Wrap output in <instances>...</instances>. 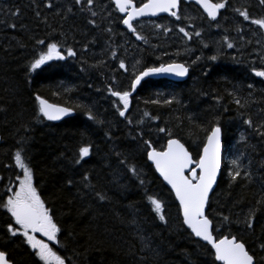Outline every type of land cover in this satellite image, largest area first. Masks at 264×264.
<instances>
[{
    "label": "trees",
    "instance_id": "1",
    "mask_svg": "<svg viewBox=\"0 0 264 264\" xmlns=\"http://www.w3.org/2000/svg\"><path fill=\"white\" fill-rule=\"evenodd\" d=\"M100 3L106 2L0 0V203L17 187L21 170L15 153L22 150L33 185L60 229L52 248L65 264H214L211 248L184 227L173 194L147 160L145 141L161 150L169 138H177L197 160L211 127L219 125L221 172L206 215L214 235L235 236L257 264H264L259 247L264 244V78L251 71L264 69V29L251 23L264 18V5L225 0L212 21L193 3L181 1L179 20L159 16L136 22L139 41L123 28L111 2L110 15L89 16V9L104 8ZM237 9L247 11L249 19ZM52 42L60 45L64 59L29 71ZM69 47L75 56H67ZM173 61L189 68L183 82L146 78L131 88L138 72ZM109 87L131 93L124 117ZM36 96L74 114L49 121L39 113ZM83 146L90 152L77 164ZM234 160L241 175L232 180ZM133 166L135 175L129 171ZM97 192L106 199L99 200ZM149 197L161 201L165 221ZM9 223L14 224L10 213L0 207V250L14 264H43L20 234L9 236Z\"/></svg>",
    "mask_w": 264,
    "mask_h": 264
},
{
    "label": "snow or ice",
    "instance_id": "2",
    "mask_svg": "<svg viewBox=\"0 0 264 264\" xmlns=\"http://www.w3.org/2000/svg\"><path fill=\"white\" fill-rule=\"evenodd\" d=\"M179 2L180 0H144L137 7L134 0H114L116 9L120 13L125 14L122 23L128 26L133 33L136 31L133 27V20L146 14L156 15L157 13L166 12L179 20ZM75 3L80 4L81 0H75ZM93 3L94 0H87L88 5H92ZM196 3L203 8L207 17L212 21L216 20L219 10L226 7L225 0H218V2H213V0H196ZM259 3L264 5V0H259ZM47 6L51 7L52 5L48 4ZM89 11L91 12V9ZM236 11L245 20L249 19L247 11H241L239 9ZM91 14L92 16L96 15L95 12ZM90 22L94 23V21ZM251 23L264 29V18L252 19ZM156 27L159 28L162 26L156 25ZM164 31L167 32L169 29L165 27ZM179 31L185 37L192 38V34L187 32L185 28L181 27ZM200 34L199 31L195 32L197 37ZM137 38L141 39L142 37L137 36ZM38 43L43 44L44 41H39ZM227 47L232 48L233 45L228 43ZM66 51L69 57L76 55L71 47L67 48ZM53 59H64L60 45L55 42L47 43L46 50L41 51L38 57L31 62L29 71L38 69ZM209 59L214 61L217 57L212 56ZM119 66L120 68H124V62L121 61ZM188 71L189 68L185 64L175 62L161 64L159 67H149L136 75L135 79L131 82V88L135 89L142 77L148 76L149 74L173 73L183 77ZM251 71L256 77L264 78V69L258 70L253 68ZM249 87L252 86L249 85ZM108 91L113 97L117 98L116 103L122 105V107L118 108V113L119 116L124 117L129 107L131 93L129 91H115L111 87L108 88ZM35 99L39 103V113L47 120H59L61 117L72 112L71 108L49 103L40 96H36ZM170 102L166 101V103ZM236 103L239 104V101L237 100ZM144 115L147 116L148 113H144ZM88 118L94 119L91 112L88 113ZM244 123L250 125L251 120H245ZM159 131L164 132L165 129L161 128ZM145 144L148 149L147 158L154 163L156 170L171 185L172 190L175 192L176 199L179 201L183 225H186L187 229H190L194 237L210 245L214 255V264L215 262H218V264H257L254 255L250 254L244 242L235 236L224 235L217 237V235H214L213 221L205 214V206L209 200V193L217 179V171L220 166V126L214 125L211 127L210 132L206 136V141L203 143V149L198 160H193L192 155L185 145L176 138H169L166 146L161 151L153 148L147 141H145ZM89 152L90 146L80 147L78 150L79 158L76 160V163L79 164L81 159L89 155ZM15 163L22 169L23 176L17 177L19 181L18 187L14 191L9 189L11 194L7 196V199L3 203H0V207L5 209L7 213H10V218L14 221V224L9 223L6 226V231L10 237H16L17 234H20L25 239L26 244L34 250L35 256L43 264H65V258H62L54 251L49 246V243L43 239H38L36 236V233H40L48 241H56L57 233L60 229L54 222L50 210L45 206L44 201L33 185V173L22 159V150H18L15 153ZM232 163L235 171H230L229 175L232 180H235L241 175L240 163L238 160H234ZM129 171L134 175L137 174L134 166L130 167ZM243 175L249 177L250 174L244 171ZM84 181H88L87 174L84 176ZM84 186L90 187L88 183H85ZM96 196L99 200L106 199L99 192L96 193ZM148 199L159 219L165 221L161 201L155 197H149ZM224 220L227 221L228 217H224ZM246 223L249 228L252 227L251 217H249ZM259 247L264 251V244H261ZM0 264H14L13 260L9 258L8 253L4 250H0Z\"/></svg>",
    "mask_w": 264,
    "mask_h": 264
},
{
    "label": "water",
    "instance_id": "3",
    "mask_svg": "<svg viewBox=\"0 0 264 264\" xmlns=\"http://www.w3.org/2000/svg\"><path fill=\"white\" fill-rule=\"evenodd\" d=\"M112 1V3H113V5H114V7H115V3H114V0H111ZM180 1H183V2H191V3H193V4H195L199 9H200V11L202 12V13H204L206 16H207V14L204 12V10H203V8L199 5V4H197L196 3V0H180ZM135 3V2H134ZM180 3V2H179ZM137 6V5H136ZM139 6V5H138ZM137 6V7H138ZM116 8V7H115ZM119 12V11H118ZM219 13H220V10H219V12H218V15H217V17L219 16ZM119 14L122 16V18L124 17V13H120L119 12ZM158 16H171L169 13H166V12H161V13H157L156 15H152V14H146V15H144V16H141V17H137V18H135L134 20H133V24L136 22V21H139V20H141V19H154V18H156V17H158ZM123 24V23H122ZM123 27L125 28V29H127L128 30V32H130V33H133L129 28H128V26H126V25H124L123 24ZM134 27V26H133ZM134 37H137L136 36V34L134 33ZM170 63H173V62H169V63H166V64H170ZM175 63H180V62H176L175 61ZM159 67V66H158ZM142 72V71H141ZM140 73V72H139ZM138 73V74H139ZM137 74V75H138ZM187 76H188V73L185 75V76H183V77H180V76H177V75H175V74H173V73H155V74H149L148 76H145V77H142V79H141V81L144 79V78H146V77H148V78H156V79H160V78H164V79H167V80H170V81H173V82H183L184 80H186L187 79ZM135 79V78H134ZM140 81V82H141ZM48 101V100H47ZM49 103H52V102H50V101H48ZM52 104H55V103H52ZM56 105H60V104H56ZM60 106H63V105H60ZM63 107H66V106H63ZM74 114V111L72 110V112H70V113H68V114H66L65 116H63V117H61V119H59V120H55V121H52V122H58V121H61V120H63L64 118H67V117H70V116H72ZM50 121V120H49ZM177 139V138H176ZM205 141H206V139H205ZM182 143V142H181ZM166 144H167V141H166V143H165V146H166ZM164 146V147H165ZM186 147V146H185ZM187 148V147H186ZM202 149H203V147H202ZM202 149H201V151H200V154H201V152H202ZM163 150V149H162ZM188 150V149H187ZM222 150H223V145H222V132H221V150H220V166H219V168H218V171H217V179H216V181H215V183H214V185H213V188L210 190V193H209V197H210V195H211V193L213 192V190L215 189V187H216V185H217V181H218V178H219V175H220V170H221V158H222ZM158 151H161V150H158ZM191 154V153H190ZM199 154V155H200ZM193 158V157H192ZM198 159H199V157H198ZM197 159V160H198ZM147 160L149 161V163H151L152 164V166H153V168H154V170H155V172H156V174H157V176L159 177V179L163 182V184L171 191V193L173 194V196H174V199H175V201H176V203L178 204V206H179V201L176 199V196H175V192H174V190H172V188H171V185H169L168 183H167V181H165L164 179H163V177L160 175V173L156 170V168H155V165H154V163L152 162V161H150L148 158H147ZM194 160V159H193ZM208 203V202H207ZM207 203H206V206H205V214H206V208H207ZM180 215H181V218H182V214H181V212H180ZM184 227L185 228H187V226L186 225H184ZM189 230V232L191 233V231H190V229H188ZM193 236V235H192ZM194 237V236H193ZM194 238H196V237H194ZM197 240H199V238H196ZM200 242H202V243H204V244H206V242H204V241H201V240H199ZM209 247H210V245H208Z\"/></svg>",
    "mask_w": 264,
    "mask_h": 264
},
{
    "label": "flooded vegetation",
    "instance_id": "4",
    "mask_svg": "<svg viewBox=\"0 0 264 264\" xmlns=\"http://www.w3.org/2000/svg\"><path fill=\"white\" fill-rule=\"evenodd\" d=\"M106 3L105 4H103V3H100V4H103L104 5V8H102V9H94L92 12H95L96 13V15H110L111 14V12L109 11V8H108V6H109V4H108V2H111L112 3V1L111 0H104ZM187 3V2H186ZM100 4H98V5H100ZM112 5H113V3H112ZM114 6V5H113ZM115 8V7H114ZM116 11H117V9H116ZM92 12H88L89 13V16H92ZM118 12V11H117ZM119 13V12H118ZM95 15V16H96ZM94 17V16H93ZM122 18V17H121ZM136 32V31H135ZM139 41H140V39H138ZM121 69H123V68H121ZM188 73H189V71H188ZM189 76V75H188ZM187 76V77H188ZM221 132H222V130H221ZM239 133H240V130L238 129L237 130V135H239ZM21 170V169H20ZM21 175H22V171H21ZM21 177V176H20ZM18 183H19V181L17 180V187H18ZM16 184V183H15ZM15 186V188H16V185H14ZM13 186V187H14ZM15 188L13 189V190H15ZM36 236H37V238L38 239H43V240H45V242H47V243H49V246L50 247H52V242L53 241H48L47 240V238L46 237H43V235L42 234H40V233H36Z\"/></svg>",
    "mask_w": 264,
    "mask_h": 264
},
{
    "label": "rangeland",
    "instance_id": "5",
    "mask_svg": "<svg viewBox=\"0 0 264 264\" xmlns=\"http://www.w3.org/2000/svg\"><path fill=\"white\" fill-rule=\"evenodd\" d=\"M21 171H22V169H21ZM23 176V171H22V175H21V177Z\"/></svg>",
    "mask_w": 264,
    "mask_h": 264
}]
</instances>
